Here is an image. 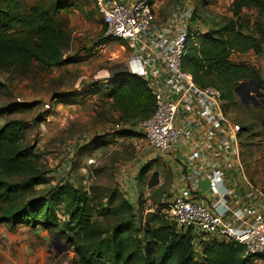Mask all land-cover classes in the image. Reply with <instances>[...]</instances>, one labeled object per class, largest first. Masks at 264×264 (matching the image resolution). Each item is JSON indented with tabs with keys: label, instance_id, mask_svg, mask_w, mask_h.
<instances>
[{
	"label": "trees",
	"instance_id": "16d2710c",
	"mask_svg": "<svg viewBox=\"0 0 264 264\" xmlns=\"http://www.w3.org/2000/svg\"><path fill=\"white\" fill-rule=\"evenodd\" d=\"M208 6V0H202L192 12L195 29L187 39L182 70L197 87L216 88L223 105L239 101L234 89L245 83L255 82L264 98V81L258 71L231 59L262 53L264 0H233L225 15H206ZM66 7L64 1L46 0L32 6L26 16L22 0H0V71L13 70L25 77L34 64L44 70L67 65L70 60L63 54L68 34L57 21ZM108 80L106 98L121 117L142 122L152 115L154 101L146 82L128 73L114 74ZM223 105L224 111L227 106ZM24 109L30 107L18 105L12 110ZM253 109L264 119L260 107ZM24 131L25 123L19 119L0 125V225L8 230H57L58 238L73 250V264H250L244 249L227 241L204 242L197 255L190 233H177L159 211L137 227L134 207L114 192L105 204L69 181L36 192L34 188L42 184L47 172L25 142ZM128 134L131 131L114 133ZM151 169V163L144 166L139 178ZM150 185H158L156 173Z\"/></svg>",
	"mask_w": 264,
	"mask_h": 264
},
{
	"label": "rangeland",
	"instance_id": "374dc122",
	"mask_svg": "<svg viewBox=\"0 0 264 264\" xmlns=\"http://www.w3.org/2000/svg\"><path fill=\"white\" fill-rule=\"evenodd\" d=\"M44 1L22 0L24 14L27 16L32 6ZM54 1L67 5L57 21L68 34L63 55L70 61L50 70L34 64L25 77L13 70L0 71V125L8 119L25 123V142L39 155L42 169L47 172L42 184L34 188L36 192H46L69 181L102 204L114 192L134 207L136 225L141 227L156 211L164 215L162 195L170 189L172 179L163 160L166 153L153 158L155 153L137 129L140 121L121 117L106 98L109 81L106 75L126 67L130 51L121 42L105 39L101 20L88 0ZM201 2L161 0L157 9L160 24H166L169 12L177 4L194 10ZM208 2L206 15H225L233 0ZM58 95L63 98L61 101L54 99ZM255 98L264 99L258 93ZM239 101L232 105L224 102L227 108L222 112L236 128L238 169L254 189L264 193L263 118L252 103L243 107ZM18 105L30 109L14 112L13 107ZM116 131L131 134L120 137L114 135ZM82 150H86L85 154H81ZM150 163L154 167L139 178L140 170ZM154 173L160 175L161 186L151 187ZM18 229L10 231L0 225V264H73L76 259L65 239L58 238L57 230H46V242L32 243L30 229L25 232ZM36 229H40L39 233L45 231L33 230ZM202 244L196 242L194 246L197 255ZM64 247L66 251L62 250ZM58 252L60 255L54 259Z\"/></svg>",
	"mask_w": 264,
	"mask_h": 264
},
{
	"label": "built area",
	"instance_id": "2783aa9c",
	"mask_svg": "<svg viewBox=\"0 0 264 264\" xmlns=\"http://www.w3.org/2000/svg\"><path fill=\"white\" fill-rule=\"evenodd\" d=\"M88 1L105 28V39H114L129 49L128 74L146 82L151 93L153 113L137 125L148 148L154 155L169 153L184 139H192L194 128L202 127L204 151L209 153L216 133L223 130L226 143L221 148L231 144L237 174L264 209V193L254 189L238 169L236 128L222 112L220 92L213 87H197L192 76L181 68L187 39L195 29L192 8L177 4L163 25L157 12L161 0ZM189 160L194 161V156ZM196 182L192 180L193 188ZM224 182L221 171L207 181L209 196L219 207L207 205L204 199L162 195L165 218L177 233H190L194 246L196 242L227 241L242 247L250 259H264V212L246 205L231 210L222 202L231 193L221 189Z\"/></svg>",
	"mask_w": 264,
	"mask_h": 264
},
{
	"label": "crops",
	"instance_id": "0c3cea01",
	"mask_svg": "<svg viewBox=\"0 0 264 264\" xmlns=\"http://www.w3.org/2000/svg\"><path fill=\"white\" fill-rule=\"evenodd\" d=\"M124 1L130 2L132 0ZM231 59L233 62L244 63L254 67L258 71L261 79L264 81V45L263 51L259 55H254L252 52H249L244 55H233ZM118 73H128V65L126 64V67L117 68L113 74H110V76ZM110 76L106 75L107 78ZM203 130L204 129L202 127L194 128L192 139H184L181 143L174 147L173 151L166 153L163 156L166 169L172 179L170 189L163 195H166L167 198H171L172 196H182L191 199H204L207 205H216V207H219L218 204H216V199L209 196L207 181L213 175L221 171L225 176V182L221 189L231 190V193L223 197L222 202L226 203L231 210L239 209L242 205H246L249 208H255L264 212L260 202L249 194L243 179L235 170L237 161L235 156L232 154L233 147L229 146L231 144L228 143L224 149L221 148L222 144L226 143L224 139V134L226 133H224L223 130H219L210 145V152L206 153L203 147V145H205V135ZM216 152L219 153L218 156L215 155ZM156 156L157 155L153 158L155 159ZM190 156H194V161L190 162ZM153 167L154 166H152V168ZM196 171H198V174L195 173ZM159 176L158 185L161 186L163 183L160 181ZM196 179L197 182L195 188H193L192 180ZM226 216L228 219L229 216ZM27 229H30L28 231L33 233L29 236L30 242H46V230L39 233L40 229H36L34 231L28 227H21L18 231L25 232ZM25 252L30 251L25 250ZM36 252L39 256L41 251L39 250ZM59 255L60 254H56L54 259ZM25 257H30V255L25 254ZM253 261H255V263H259L264 262V259H251V262ZM35 263L39 264L37 262Z\"/></svg>",
	"mask_w": 264,
	"mask_h": 264
},
{
	"label": "water",
	"instance_id": "95a60500",
	"mask_svg": "<svg viewBox=\"0 0 264 264\" xmlns=\"http://www.w3.org/2000/svg\"><path fill=\"white\" fill-rule=\"evenodd\" d=\"M258 91L259 87L255 82L241 84L234 89L235 95L243 105L246 106L248 105V103H252L253 107H260L264 111V99L255 98V94H257ZM262 126L264 127V119L262 121ZM62 250L66 251L67 249L64 247ZM59 253L60 252H58L57 254Z\"/></svg>",
	"mask_w": 264,
	"mask_h": 264
}]
</instances>
